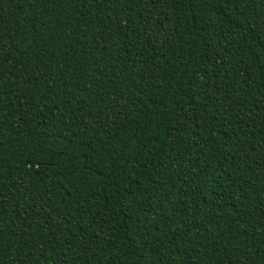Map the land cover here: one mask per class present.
<instances>
[{
	"label": "trees",
	"instance_id": "trees-1",
	"mask_svg": "<svg viewBox=\"0 0 264 264\" xmlns=\"http://www.w3.org/2000/svg\"><path fill=\"white\" fill-rule=\"evenodd\" d=\"M0 264H264V0H0Z\"/></svg>",
	"mask_w": 264,
	"mask_h": 264
},
{
	"label": "water",
	"instance_id": "water-1",
	"mask_svg": "<svg viewBox=\"0 0 264 264\" xmlns=\"http://www.w3.org/2000/svg\"><path fill=\"white\" fill-rule=\"evenodd\" d=\"M62 154H60V156H61ZM85 158H86V156H84Z\"/></svg>",
	"mask_w": 264,
	"mask_h": 264
}]
</instances>
